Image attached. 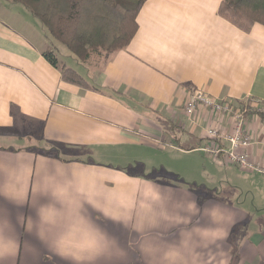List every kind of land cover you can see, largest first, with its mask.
Returning <instances> with one entry per match:
<instances>
[{
  "label": "crops",
  "instance_id": "1",
  "mask_svg": "<svg viewBox=\"0 0 264 264\" xmlns=\"http://www.w3.org/2000/svg\"><path fill=\"white\" fill-rule=\"evenodd\" d=\"M221 1L146 0L129 44L82 74L0 0V264H264V204L240 200L255 199L242 182L264 183V122L236 150L261 168L248 169L212 154L229 143L206 135L207 109L183 110L194 89L264 104V25L242 31Z\"/></svg>",
  "mask_w": 264,
  "mask_h": 264
},
{
  "label": "trees",
  "instance_id": "2",
  "mask_svg": "<svg viewBox=\"0 0 264 264\" xmlns=\"http://www.w3.org/2000/svg\"><path fill=\"white\" fill-rule=\"evenodd\" d=\"M19 4L46 32L82 64L99 65L125 48L137 30L136 16L146 0H5ZM218 14L244 32L255 23L264 25V0H222ZM46 60L68 83L88 87L84 77L59 61L51 49Z\"/></svg>",
  "mask_w": 264,
  "mask_h": 264
},
{
  "label": "built area",
  "instance_id": "3",
  "mask_svg": "<svg viewBox=\"0 0 264 264\" xmlns=\"http://www.w3.org/2000/svg\"><path fill=\"white\" fill-rule=\"evenodd\" d=\"M199 108L207 109L213 116L216 124L206 128V135L213 139H224L229 143V148L217 147L212 154L218 156L221 153L228 155L233 162L239 163L242 168L261 169L254 166L245 156L236 150L246 148L252 141V134L248 128L251 118H258L264 122V104L257 100L250 101H226L212 98L200 89H194L187 93L184 101V111L187 116L195 115ZM227 121L230 131L221 130V122Z\"/></svg>",
  "mask_w": 264,
  "mask_h": 264
},
{
  "label": "rangeland",
  "instance_id": "4",
  "mask_svg": "<svg viewBox=\"0 0 264 264\" xmlns=\"http://www.w3.org/2000/svg\"><path fill=\"white\" fill-rule=\"evenodd\" d=\"M52 41H53V43H55L57 45V50L58 51H57L56 55L59 58V60L63 59L68 65L72 66L76 70H80V72H82V74H84L86 69H87L86 68L87 66H85V64L80 63L75 58V56L66 48L65 45H63L61 43H58L55 40H52ZM90 62H96V61L93 59ZM158 157H160V160H161L160 162H163V163H166V164L168 163V160H167L166 157H163V156H160V155H158L157 158ZM175 166H176V168L178 170L182 169V168L178 167V165H175ZM199 169L202 170L201 168H199ZM192 173L197 178H200L203 175L202 171L201 172L200 171H198V172H196V171L193 172L192 171ZM262 181H263L262 179L257 177V178H255L253 180H245L244 182H242V183H244V187H248V186L253 187L255 199H253V195L248 194L246 191H244L243 195L240 197V200L241 199L243 200L244 197L247 195V197L249 198V202H250L251 207H253V209H255V210L258 209L259 206L264 204V189L263 190L260 189L261 184L264 185V183H261ZM226 185H227L226 181H221V182H218L216 186H218V187L225 186V188H227Z\"/></svg>",
  "mask_w": 264,
  "mask_h": 264
}]
</instances>
